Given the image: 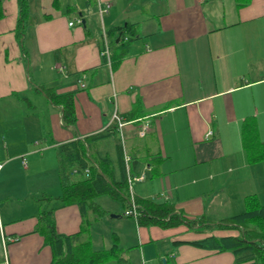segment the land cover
I'll use <instances>...</instances> for the list:
<instances>
[{
    "label": "crops",
    "instance_id": "crops-1",
    "mask_svg": "<svg viewBox=\"0 0 264 264\" xmlns=\"http://www.w3.org/2000/svg\"><path fill=\"white\" fill-rule=\"evenodd\" d=\"M2 9L0 264L51 263L52 250L35 231L43 209L56 208L59 233L80 231L79 206L61 207L56 199L62 193L56 149L112 128L94 143L98 156H108L119 177L120 146L124 163L130 157L127 173L138 157L144 162L135 176L145 178L133 182L110 219L132 218L125 212L133 195L167 202L187 223L140 225L133 217L102 246L91 231L93 249L119 243L130 264H259L237 262L207 239L241 234L217 225L243 213L248 197L264 205V158L249 161L242 132L256 123L264 145V0H32L22 38L15 32L18 0H3ZM77 18L81 23L69 26ZM126 25L137 38L114 69L99 42ZM44 88L73 94V125ZM115 115L126 123L122 130ZM147 121L150 130L138 136Z\"/></svg>",
    "mask_w": 264,
    "mask_h": 264
},
{
    "label": "trees",
    "instance_id": "trees-1",
    "mask_svg": "<svg viewBox=\"0 0 264 264\" xmlns=\"http://www.w3.org/2000/svg\"><path fill=\"white\" fill-rule=\"evenodd\" d=\"M2 2L3 0H0V19L4 15ZM31 2L32 0H18L19 17L15 30L18 38H22L31 25ZM132 26L116 27L107 32L111 66L114 69L121 63L127 44L137 38ZM99 43L102 52L104 41L101 40ZM103 61L107 62L104 55ZM44 90L55 105L62 107L64 123L73 125L76 121L73 94L58 95L51 88H44ZM138 103L141 105V102L137 101L134 109L138 108ZM114 129L90 136L83 141L76 140L59 145L56 149L62 189L61 195L56 199L60 201L61 207L78 205L82 224L80 231L75 234H61L56 228L54 216L56 208H46L38 213L35 231L44 238L45 244L52 250L50 264H130L129 259L125 257V251L117 244L110 248L95 250L91 239V226L106 214L95 199L109 195L126 204L129 198L128 173L121 147L118 146L119 177H117L116 168L110 162V158L98 156L97 147L94 146L98 140L110 137L115 132ZM242 132L249 161L255 163L263 160L264 145L258 143L256 123H245ZM143 162L140 158L134 157L129 168L130 174L135 176L137 169L143 166ZM74 169H77L76 173ZM86 169L89 170L87 174ZM136 202L141 205L138 218L140 225L154 224L171 227L187 223L180 215L174 213V207L167 202L139 198ZM193 223L195 222H188L189 225ZM233 226L241 230L240 235L225 236L220 239L211 237L207 239V242H210L209 245L219 250L233 252L237 262L255 260L259 264H264V205L257 197H248L243 213L229 218L226 223L217 225L221 228ZM203 244L207 246V243L203 242Z\"/></svg>",
    "mask_w": 264,
    "mask_h": 264
},
{
    "label": "rangeland",
    "instance_id": "rangeland-1",
    "mask_svg": "<svg viewBox=\"0 0 264 264\" xmlns=\"http://www.w3.org/2000/svg\"><path fill=\"white\" fill-rule=\"evenodd\" d=\"M14 174L16 176L18 174H21V172L18 170V172L15 171ZM21 186H23L22 183L20 185H15V191L12 193L15 196L14 200L12 201L13 204L17 203V200L19 199L17 195L20 194L18 192V190L22 188ZM39 195L42 196L43 194L39 193ZM44 196H46V195H44ZM95 201L98 204H100V206L103 210L112 211V213L108 212L102 217V218H104V217H106V218H104V219L100 218V220L96 221L91 226V231H92L94 240L98 244L101 242L100 246H102L103 241L110 236L109 233L111 231H117V230L120 231L122 229L126 230L127 228H129L128 224L126 223V220L134 222V218L133 217L132 218H125L123 220L119 219V220H115V221H114V219H110V215L114 214V211H116V208H114V207H117V206L119 207L120 204L123 205V202L115 200V199L111 198L109 195L99 196L95 199ZM112 220H113V222H112ZM105 221H107L108 223ZM126 232H129V231L127 230V231H125V233ZM108 242H109V240H108ZM116 244L119 246V243H116ZM105 245L108 246L107 243Z\"/></svg>",
    "mask_w": 264,
    "mask_h": 264
},
{
    "label": "built area",
    "instance_id": "built-area-1",
    "mask_svg": "<svg viewBox=\"0 0 264 264\" xmlns=\"http://www.w3.org/2000/svg\"><path fill=\"white\" fill-rule=\"evenodd\" d=\"M106 10H107L106 7H101L100 8V12L101 13L102 12H105ZM75 23L80 24L81 23V19L80 18H77L76 20L71 21L69 23V26H72ZM103 41H104V49L102 51V55L106 56L107 63L108 64H111L110 45H109V39H108L107 33H104ZM114 119L117 121V124H118L117 125V128L119 127V130H122V128L125 126L126 123L122 122L121 118L118 115H115L114 116ZM149 130H150V124L148 123V121L147 122H143V124H141L138 127L137 134L140 137H145ZM209 134H211V132H209L208 135ZM124 157H125V163H126V165L128 167V163L130 161V157L127 156V155H125ZM88 172H89V170L86 169L85 170V173H88ZM144 178H145V175L144 174H140L138 176H133V175L128 174L129 189L132 188L133 182H135V181H141ZM139 207L140 206L136 202L135 197L133 195H131V197L129 199V209L125 212V215L126 216L134 217L135 219H138L139 216H140Z\"/></svg>",
    "mask_w": 264,
    "mask_h": 264
},
{
    "label": "water",
    "instance_id": "water-1",
    "mask_svg": "<svg viewBox=\"0 0 264 264\" xmlns=\"http://www.w3.org/2000/svg\"><path fill=\"white\" fill-rule=\"evenodd\" d=\"M81 15V14H80ZM82 24L85 25V19H82ZM112 217H116L117 215H111Z\"/></svg>",
    "mask_w": 264,
    "mask_h": 264
}]
</instances>
